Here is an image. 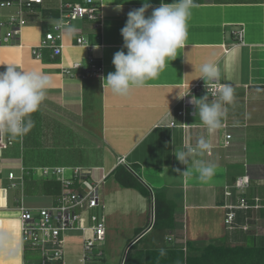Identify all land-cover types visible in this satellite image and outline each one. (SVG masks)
<instances>
[{
  "label": "crops",
  "instance_id": "0c3cea01",
  "mask_svg": "<svg viewBox=\"0 0 264 264\" xmlns=\"http://www.w3.org/2000/svg\"><path fill=\"white\" fill-rule=\"evenodd\" d=\"M61 1L44 0L34 12L26 13L19 39L13 45L0 46V71L5 65H15L42 71L50 79L44 101L31 114L37 124L16 138L0 134V264H24L21 207L34 211L58 203L60 181L52 175L38 182L31 173L34 167L66 168L65 175L75 168L89 172V182L101 183L102 204L106 200L117 210L113 213L122 214L123 223L134 231L142 228L138 225L145 212L141 206L148 200L132 189L121 188L107 176L119 164L135 165L150 192L163 190L177 207V222L182 228L167 235L164 240L168 243L177 234L196 244L237 245L247 243L251 237L258 239L264 230V163L252 160L255 150L264 159V0H195L185 47L177 50L174 60L166 62L157 78L132 88L126 96L103 89L101 77L115 71L112 59L123 45L120 30L127 13L141 7L143 0H99L98 28L79 21L81 25L75 26L73 35L63 33L59 56L43 49L36 59L31 51L45 33L53 31ZM147 2L152 7L146 16L161 2L173 0ZM13 13L14 9H4L0 17ZM79 36L91 44V53L75 45ZM90 55L100 66L99 75L83 76L81 70L73 72L74 76L62 73V68L74 62L87 66ZM209 61L220 72L215 83L199 78L200 67ZM210 84H228L234 89L223 126L211 134L194 115L196 106L190 104L193 97L206 95L205 87ZM179 111L183 115H178ZM94 120L97 129L91 126ZM201 136L212 145L209 152L198 157L215 165V174L208 182L199 180L192 164H181L174 155L189 143L195 145ZM226 136H230L228 146L224 145ZM9 173L16 179L10 180ZM241 176L250 180L243 194L233 188ZM12 183L17 186L12 187ZM226 190L231 192L228 197L224 195ZM240 195L260 209L235 210L237 228L228 230L224 224L227 207L237 205ZM150 215L152 220V206ZM196 226H201L203 232L192 233ZM149 230L151 225L142 236ZM82 239L81 234V252Z\"/></svg>",
  "mask_w": 264,
  "mask_h": 264
},
{
  "label": "clouds",
  "instance_id": "9594fccd",
  "mask_svg": "<svg viewBox=\"0 0 264 264\" xmlns=\"http://www.w3.org/2000/svg\"><path fill=\"white\" fill-rule=\"evenodd\" d=\"M195 6V0L161 2L146 16V11L152 6L143 0L141 7L130 10L120 30L122 50L117 51L112 59L115 71L101 77L103 89L107 88L117 96H126L132 88L143 87L149 80L157 78L166 62L174 60L177 50L185 47L188 20ZM56 27L68 36L77 31L75 26L65 24L63 20L56 21ZM200 72L199 78L204 82L215 83L220 78L218 68L211 61L204 63ZM49 84V76L42 71L5 65L0 71V134L16 138L34 126L31 114L39 110ZM212 95L217 98L210 100L208 90L203 97H193L190 101L196 106L194 115L199 116L200 123L209 134L223 126L226 105L234 100V89L222 84ZM211 148L209 140L201 136L195 145L189 143L174 155L181 164H192L199 180L208 182L215 174V165L198 157L204 156Z\"/></svg>",
  "mask_w": 264,
  "mask_h": 264
},
{
  "label": "built area",
  "instance_id": "2783aa9c",
  "mask_svg": "<svg viewBox=\"0 0 264 264\" xmlns=\"http://www.w3.org/2000/svg\"><path fill=\"white\" fill-rule=\"evenodd\" d=\"M44 0H0V11L14 9V13L6 18L0 17V46L13 45L19 39L22 27L25 25L24 15L34 12L36 7L43 4ZM100 1L79 0L75 2L61 1L58 7V21L63 20L65 24L75 20L91 23L95 28L100 25ZM242 32V31H241ZM241 32L237 37H241ZM63 32L57 29L56 24L53 31L45 33L39 45L32 49L34 58L41 57L43 49H50L53 56H59L62 51L60 43ZM75 45L87 49L91 53V44L82 36L75 40ZM87 66L81 62H74L71 66L62 68V73L67 76H74L75 71L81 70L89 76L99 75L100 66H97L94 58L90 55L86 58ZM220 84H210L205 87V93L209 90L210 100L216 99L212 93L216 92ZM191 104V103H190ZM189 104V105H190ZM183 115V111L177 112ZM230 136L225 137V146H228ZM10 143L9 139H6ZM5 147V146H3ZM66 168L39 169L40 176L54 175L61 183V194L58 203L53 206L30 210L21 207L20 222L22 241L26 247L37 250L40 264L55 263L64 264V235L67 232H80L83 235L82 253L79 264L97 262L102 258L103 252L99 250L93 253L95 248L102 247L106 232L103 221V204L100 193V184L91 183L87 180L89 172L75 168L69 175H65ZM10 180L16 179L12 173L8 174ZM20 179V178H19ZM247 176L237 177L233 188L243 194L249 186ZM16 187L17 183H12ZM83 188L85 192L78 191ZM226 197L231 192L226 190ZM241 196V195H240ZM257 209L258 206H250L243 197L239 198L238 204L228 206L224 224L228 230H233L235 210ZM98 210H101L98 213ZM86 215V217H85ZM246 230V227L242 228ZM128 249V248H127Z\"/></svg>",
  "mask_w": 264,
  "mask_h": 264
},
{
  "label": "trees",
  "instance_id": "16d2710c",
  "mask_svg": "<svg viewBox=\"0 0 264 264\" xmlns=\"http://www.w3.org/2000/svg\"><path fill=\"white\" fill-rule=\"evenodd\" d=\"M82 75L89 76L86 72H83ZM108 177H112L121 188L132 189L141 197L147 199L150 204L152 203L153 217L149 232L153 230L174 231L182 228V225L177 222L176 205L166 198L163 190H152L150 192L141 182L137 166L119 164L108 174ZM240 197L244 198L243 195ZM245 201L248 203L246 199ZM250 206H258L257 209H260L258 204ZM257 209L250 208L243 211ZM233 225L234 229L237 228L235 219L233 220ZM143 231L144 228L134 229V237H138ZM148 235L149 233L136 241L134 239L131 241L132 244L128 245L126 255L121 264H264V230L258 239L251 237V239H247V243L237 245L224 243L197 245L189 240H184L182 234H177L167 246L145 248L141 244ZM249 241L254 246H248ZM161 249H163V253ZM38 257L37 250L24 246V264H40ZM101 260L102 258L97 260V262L88 264H98ZM47 264L55 263L50 262Z\"/></svg>",
  "mask_w": 264,
  "mask_h": 264
},
{
  "label": "rangeland",
  "instance_id": "374dc122",
  "mask_svg": "<svg viewBox=\"0 0 264 264\" xmlns=\"http://www.w3.org/2000/svg\"><path fill=\"white\" fill-rule=\"evenodd\" d=\"M64 2H75L77 0H62ZM81 20H76L71 22V25L73 26H77V25H81V23L79 22ZM56 22V21H55ZM54 22V23H55ZM46 112V111H44ZM81 116L80 119H85L86 117ZM34 125L37 124V119L33 120ZM91 126L94 127L95 129L98 128V124L94 121H91ZM33 128V127H32ZM31 128V129H32ZM68 132V130L66 129L65 131H62L63 135L66 134ZM78 139V138H76ZM70 151H69V155H70ZM257 154V155H256ZM254 158H253V162L255 163H264V159H262L261 157V153L258 150L254 151ZM69 158V156H66ZM44 168H48L49 170H52L54 168H60V167H34L32 168V174L34 176V179H36L38 182H40L39 180H46L48 177H51L52 175L49 173V175L47 177L45 176H40L39 174V169H44ZM110 182H113L112 179H110ZM107 190L109 188V183L106 186ZM79 192L83 193L85 192V190L83 188H79L78 189ZM167 198V197H166ZM145 199V198H144ZM108 203L105 200V204H103V221H104V226H105V232H106V236H105V240L102 243V247L100 248H95L93 253L96 254L99 250H101L103 252L102 255V260L100 262H98V264H121L124 254H125V249H127L128 245L132 244L131 241L133 239H135L134 237V231L132 229H130L128 226H126L122 219V214H114L113 212H115V209L109 207V205H107ZM141 208L143 209L144 214H143V218L140 222V224H138L139 226H141L142 228H144V230L146 228H148L149 225L152 226V221H151V206L150 203H148V201H144L143 206H141ZM101 210H98V213H100ZM117 212V210H116ZM115 212V213H116ZM86 217V215H85ZM147 222V223H146ZM146 223V224H145ZM203 228L201 226H196L194 234L197 235V233H201L203 232ZM150 231V230H149ZM172 232L169 230L166 231H157V230H153L152 232H147L149 233L148 237H146L143 242H142V246L149 248V247H154V246H159V243H162L163 245H169L170 243H168L167 241H165L164 239L167 237V235ZM146 233V234H147ZM67 237H66V243L67 246L64 245V264H79V255H81V233L80 232H71V233H66ZM65 234V235H66ZM152 243V244H151ZM154 243V244H153ZM208 244V242H197L198 245H204ZM214 244H217L214 242ZM248 246H254L253 243H251L250 241L247 244ZM257 245V243H256ZM127 247V248H126ZM80 251V252H79ZM97 264V263H96Z\"/></svg>",
  "mask_w": 264,
  "mask_h": 264
},
{
  "label": "water",
  "instance_id": "95a60500",
  "mask_svg": "<svg viewBox=\"0 0 264 264\" xmlns=\"http://www.w3.org/2000/svg\"><path fill=\"white\" fill-rule=\"evenodd\" d=\"M151 206H153L152 203H151ZM152 214H153V213H152ZM152 217H153V216H152ZM145 232H146V231L142 232V234H140V235L136 238V240L139 239V238H140ZM136 240H134V241H136ZM126 252H127V249H126V251H125L124 257H125V255H126ZM124 257H123V260H124ZM123 260H122V261H123ZM122 263H123V262H122Z\"/></svg>",
  "mask_w": 264,
  "mask_h": 264
}]
</instances>
